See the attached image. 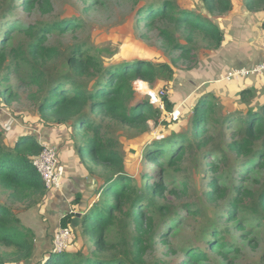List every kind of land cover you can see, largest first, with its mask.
Returning <instances> with one entry per match:
<instances>
[{
    "label": "trees",
    "instance_id": "obj_1",
    "mask_svg": "<svg viewBox=\"0 0 264 264\" xmlns=\"http://www.w3.org/2000/svg\"><path fill=\"white\" fill-rule=\"evenodd\" d=\"M19 1V0H18ZM249 10H264V0H243ZM201 11H193L179 7L175 0H161L146 4L138 11V21L152 28L155 22L172 23L185 33V42H178L166 28H158V36L162 38L172 49L179 51L178 58L186 61V69L196 65L195 44L196 37L202 39L206 50L217 49L222 41L223 34L214 22V18L224 15L233 8L232 0H200ZM18 5L24 12H31L36 6L41 10L49 7L48 0H20L18 4H11L0 15V77L2 81L9 83V75L12 68L5 65L8 55L12 58L10 64L17 69L21 83H26L35 88L29 95L31 105L44 124L69 128L74 142L75 129H80L79 153L83 150L92 154V159H97L98 164L103 165L107 176L100 189L103 200L94 202L83 212L81 217L76 213L65 215L60 220V226L79 227L81 234L91 242L93 249L88 253H54L51 248L46 250L40 264H143V256L147 250L143 239L152 234L153 220L147 216V211H160L157 199L166 191L164 179L170 171L179 170V164L183 159L186 149H191L193 142L201 146L200 133L205 123L213 119L210 111L218 105L219 98L211 93L201 95L196 104L197 110L194 116L193 132L191 135H173L162 142H153L144 152V157L149 163L156 164L155 178L145 171L141 176V182L125 176L123 159L109 144L105 143L100 135V124L96 123L92 116L96 113L103 117H109L128 126H137L147 123L161 113L159 103L142 102L133 103L135 91L133 82L138 86L141 81H146L151 87L161 81L164 89L162 102L170 110L172 107L167 89V81L172 77V68L165 64L155 66L149 61L137 60L126 62L117 66H107L101 69L95 55L82 50L76 45L68 55L64 64L67 66L62 73L55 74L49 79L47 72L41 68L44 62L51 56H57L56 48L47 46V34L51 30L60 33L72 29L70 20H62L52 24H40L35 32L33 27H24V33L30 38L27 47H11L7 49L13 37L15 23L7 19L8 14L17 9ZM14 20V19H13ZM74 27V26H73ZM199 35V36H196ZM26 64L30 73L21 76L20 65ZM158 67V68H157ZM169 72V76L163 77V72ZM14 72V71H13ZM16 73V72H14ZM95 76L97 80L93 87L86 86L83 79ZM0 90L1 105L7 109L10 103L18 102L17 94L7 86ZM166 93V94H165ZM240 100L250 98L249 90L239 92ZM216 104V105H214ZM214 106V108H213ZM223 110V108H222ZM240 118L238 131L240 138L233 139L229 150L238 158H243L240 168L236 170L237 176L244 179L243 171L247 165L253 163V169L264 171V101L260 106L247 107L238 111ZM235 116H232L233 118ZM227 116L223 122H227ZM232 131V130H231ZM261 144L256 147V143ZM42 145L28 133L16 135L12 140L4 141L0 132V189L7 191L12 199H22L28 195H36L41 200L48 189L41 181L40 175L32 164V159L40 154ZM161 158V161H158ZM208 169L214 173L217 166L211 159L207 160ZM101 167V166H100ZM249 170V169H248ZM247 170V171H248ZM241 172V173H240ZM101 179V176H99ZM154 179L153 182L151 179ZM115 184L114 187L111 185ZM209 189L205 196L209 200L221 199L224 189L220 181L212 176L208 181ZM98 190V189H97ZM227 219H235V210L241 207L251 217L262 219L264 213V182L256 190L240 189L235 186ZM97 192V191H96ZM80 196L74 198L73 203L79 202ZM245 199L250 204H245ZM187 212L194 213L190 205L185 206ZM170 210H168L169 212ZM165 220V219H164ZM163 220V221H164ZM165 222V221H164ZM131 223L133 233L129 237L110 240L107 232L114 226ZM242 229L241 224L236 225ZM209 236L206 249L199 246L192 247L183 253L180 264H198L207 261L211 252L226 257L228 251L237 252L238 249L232 242H228L225 236H219V232L213 229L206 230ZM219 236V240L217 237ZM152 239V237H151ZM223 239V241H222ZM34 231L24 225L19 217L5 204H0V245L9 247L11 252L8 264H26L34 255ZM106 253V254H105ZM264 260V256H263Z\"/></svg>",
    "mask_w": 264,
    "mask_h": 264
},
{
    "label": "rangeland",
    "instance_id": "obj_2",
    "mask_svg": "<svg viewBox=\"0 0 264 264\" xmlns=\"http://www.w3.org/2000/svg\"><path fill=\"white\" fill-rule=\"evenodd\" d=\"M48 1L50 6L44 7L42 10L36 6L31 12H24L18 5L13 12H7L13 14V16L7 15V19H11V22L16 24L7 49L22 47L24 50L27 47L30 38L23 29L28 25L33 27V33L37 28L39 30L40 24H52L64 19L70 20L73 30L68 29L64 33L51 30L46 33V45L56 48L58 54L51 56L41 66L42 69L45 68L49 79L66 70L67 66L64 62L76 45L95 55L101 69L137 60L149 61L155 66L165 64L172 68L173 75L168 79L166 86L172 104L170 110L165 107L161 98V104L158 107L161 113L155 118L149 119L147 123L137 126L122 124L109 117H103L99 113L92 116L93 120L100 124V135L103 141L115 149L123 159L122 164L126 177L130 176L131 179L141 182V176L147 170L155 178L158 168H156V164L149 163L145 159V149L153 142H162L173 135H191L193 132L192 126L197 110V101L189 100L184 103L180 99V84L177 82V78L186 69L187 62L180 60L178 58L179 51L172 49L166 41L158 36V28H166L178 42H185L184 31L176 28L172 23L155 22L154 26L150 28L145 26L144 22L138 21V11L141 8L146 4L161 0ZM18 2L20 0H0V15L11 4H18ZM175 2L179 7L202 12L200 0H175ZM199 37H196V56L199 53L202 56L205 52V43ZM11 60L12 58L8 55L5 65L12 68V72L8 76L9 83L2 81L3 77L1 76L0 90L3 89L2 86H7L17 94L18 102L10 103L11 108H14L12 110L3 107L0 103V132L5 142L22 133L33 135L31 129L34 127L32 125L44 122L36 113L28 97L35 88L20 82L21 78L18 77L19 74L14 65L10 64ZM19 70L21 76H27L30 73V69L25 63L20 65ZM162 74L163 77L169 76L167 71ZM95 80H97L95 76L83 79L86 86L91 88ZM158 83V85H154L156 88L154 89L146 81H141L138 86L134 81L135 96L132 104L151 103L146 91H162L164 96L162 82ZM250 98L244 101L246 102ZM219 101L221 107L217 105L214 108L213 106L215 111H210L213 119L208 120L201 128L203 132L200 133L199 138L202 145L198 146L192 140L193 145L191 149H186L179 164V170L175 169V171L166 174L168 176L164 179L166 191L157 199V205L162 207L161 210L147 211V216L151 215L153 220V228L152 234L143 239L147 247L143 256V264H180L183 253L188 249L196 246L202 249L207 248L206 242L209 236H207L206 230L213 228L220 233L221 238L225 236L228 242H232L238 251H228L225 258L213 251L207 261L198 264H264V213L261 215L262 219L258 220L239 207L235 210V219L226 220L236 194L235 186L240 189L256 190L264 182V171L253 169V163H250L243 171L244 179L241 180L237 177L240 175L236 170L243 164H240L243 158H238L232 153L228 145L233 139L240 138L238 127L243 115L238 111L241 110L240 104L245 103L236 98H232V102L220 99ZM226 116L228 118L235 117L228 119L224 125L223 118ZM44 131V129L41 130L42 133ZM81 132L76 128L74 135L82 146L79 135ZM37 135L34 133L36 138L39 136ZM260 144L261 140L256 143V147ZM83 155L91 165L98 163V160L92 159L94 156L87 153L86 149L83 150ZM208 159H211L212 163L217 166L216 173L208 169ZM158 161H161V158H158ZM100 166L99 176L101 179H99V184L92 195L94 202L103 200L100 196V187L107 173L104 171L103 165ZM212 176L220 181V185L224 189L221 199L215 201L209 200L205 196V192L209 189L208 181ZM153 178L149 182H153ZM114 186L115 184L111 185V187ZM43 199L41 200L36 195H28L20 200L12 199L7 191L0 189V204L7 205L20 220L25 216L26 222H22V220L21 222L31 229V224L34 225L36 221L32 213L40 207ZM244 201L246 205L250 204L249 199ZM187 205H190L195 212H187L185 210ZM168 210L170 211L168 212ZM120 224L107 232L108 239L116 240L132 235L133 225L131 223ZM237 224H241L242 229H237ZM67 227L71 232L70 240L63 252L70 254L77 251L85 254L93 249L91 242L81 234L79 227ZM34 236V244L37 247L35 231ZM10 252L9 247L0 245V264H8ZM40 262L41 259L37 261L33 255L32 260L26 264H40Z\"/></svg>",
    "mask_w": 264,
    "mask_h": 264
},
{
    "label": "crops",
    "instance_id": "obj_3",
    "mask_svg": "<svg viewBox=\"0 0 264 264\" xmlns=\"http://www.w3.org/2000/svg\"><path fill=\"white\" fill-rule=\"evenodd\" d=\"M233 8L224 15L214 18L223 34V41L217 49L206 50L196 57V65L185 69L177 78L180 84L181 100L185 102L206 93L217 96L221 101L232 102L240 99L241 90H249L251 98L242 101L241 109L260 106L264 101V74L240 77L230 81L220 80L228 71L237 68H250L264 60V10L254 11L245 7L243 0H232ZM246 99H248L245 96ZM31 129L38 134L41 145L54 147L57 151L62 184L58 189L47 191L41 205L35 212L32 229L37 235L34 257L37 261L51 248V238L60 226V220L70 213H83L94 201L92 196L99 184L98 164L78 151L69 128L36 123ZM45 131L42 133L41 130ZM78 141V140H77ZM80 196L79 202L73 203ZM26 222L25 216L21 217Z\"/></svg>",
    "mask_w": 264,
    "mask_h": 264
},
{
    "label": "built area",
    "instance_id": "obj_4",
    "mask_svg": "<svg viewBox=\"0 0 264 264\" xmlns=\"http://www.w3.org/2000/svg\"><path fill=\"white\" fill-rule=\"evenodd\" d=\"M264 74V60L250 68L231 69L220 80L230 81L240 77H250ZM163 92H155L150 94L151 102L161 104ZM32 164L40 175L46 189H58L62 180L57 169L58 158L57 151L54 147L42 145L40 154L32 159ZM70 229L68 227L59 226L56 230L51 244V251L54 253H62L68 246L70 240Z\"/></svg>",
    "mask_w": 264,
    "mask_h": 264
},
{
    "label": "water",
    "instance_id": "obj_5",
    "mask_svg": "<svg viewBox=\"0 0 264 264\" xmlns=\"http://www.w3.org/2000/svg\"><path fill=\"white\" fill-rule=\"evenodd\" d=\"M83 215V213L77 212L76 213V217H81Z\"/></svg>",
    "mask_w": 264,
    "mask_h": 264
},
{
    "label": "bare ground",
    "instance_id": "obj_6",
    "mask_svg": "<svg viewBox=\"0 0 264 264\" xmlns=\"http://www.w3.org/2000/svg\"><path fill=\"white\" fill-rule=\"evenodd\" d=\"M147 95L150 96V94H153L154 92L153 91H146Z\"/></svg>",
    "mask_w": 264,
    "mask_h": 264
}]
</instances>
